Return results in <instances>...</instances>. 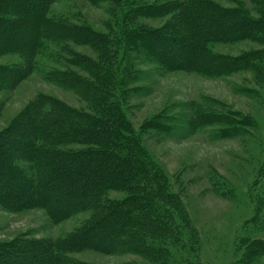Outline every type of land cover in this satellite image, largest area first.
Masks as SVG:
<instances>
[{"label": "trees", "instance_id": "obj_1", "mask_svg": "<svg viewBox=\"0 0 264 264\" xmlns=\"http://www.w3.org/2000/svg\"><path fill=\"white\" fill-rule=\"evenodd\" d=\"M54 1L0 0V56L23 59L22 66L0 67V90L33 73L40 55L57 60V51H49L53 46L66 53V67H50L44 78L88 98L91 110L39 95L11 122L0 136V205L12 212L41 208L55 223L84 211L90 217L62 238L1 243L0 264H90L68 255L82 250L132 254L153 264H202L197 232L178 193L123 110L125 85L137 76L133 61L143 57L167 70L215 76L253 70L264 86V47L235 57L210 49L213 43L241 39L264 46L263 20L208 0H87L111 5V19L98 31L49 16ZM168 14L160 28L138 21ZM68 43L88 46L95 58L73 51ZM244 92L258 95L252 89ZM184 117L158 115L140 132L169 133L179 130L176 126L184 120L189 129L221 125L218 138H238L255 124L235 111L220 113L197 105ZM109 192L124 196L110 199ZM258 201L263 209L264 196ZM251 221L264 226L256 216ZM244 244L246 252L235 264H254L256 256L264 255L263 241L246 238Z\"/></svg>", "mask_w": 264, "mask_h": 264}, {"label": "rangeland", "instance_id": "obj_2", "mask_svg": "<svg viewBox=\"0 0 264 264\" xmlns=\"http://www.w3.org/2000/svg\"><path fill=\"white\" fill-rule=\"evenodd\" d=\"M141 1L160 4L185 0ZM208 1L227 9L241 8L248 16L264 23V0ZM110 7L108 2L93 5L87 0H55L48 15L104 31V23L111 19ZM170 16L139 18L138 21L143 26L160 28ZM68 45L75 52L95 58V53L88 46ZM263 47L259 41L241 39L213 43L210 49L235 57ZM51 50L57 51V60L47 54L40 55L33 73L14 86L0 90V136L39 95L75 109L91 110L88 98L44 78L48 68L66 67V53L53 46L49 47ZM22 65L23 59L17 54L0 56V67ZM132 68L137 76L131 80L128 78L125 85L128 96L123 101V110L134 129L141 133L147 152L167 176L170 188L178 193L198 235V260L202 264L238 263L246 250V238L264 242V226L254 225L251 221L254 216L264 221V207L259 209L258 201L264 196V86L253 70L215 76L182 69L167 70L143 57H137ZM245 89L258 91V95H249ZM192 105L220 113L235 111L249 116L255 124L246 135L238 138H218L221 125L194 130L189 129L184 120L176 126L179 130L169 133H158L152 129L140 132L143 124L158 115L169 114L175 118L189 115ZM107 196L120 198L124 193L109 192ZM89 215L90 211H84L55 223L41 208L12 212L0 205V244L21 238H62L80 227ZM68 255L90 264H153L132 254L82 250ZM256 260L254 264H264V255L256 256Z\"/></svg>", "mask_w": 264, "mask_h": 264}]
</instances>
